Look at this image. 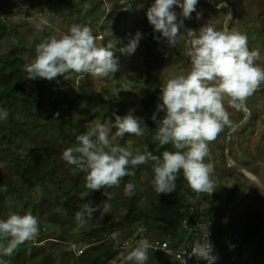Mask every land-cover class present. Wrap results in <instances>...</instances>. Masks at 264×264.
Here are the masks:
<instances>
[{
    "label": "trees",
    "instance_id": "16d2710c",
    "mask_svg": "<svg viewBox=\"0 0 264 264\" xmlns=\"http://www.w3.org/2000/svg\"><path fill=\"white\" fill-rule=\"evenodd\" d=\"M109 1L110 10L104 12L107 22L113 21L112 24L117 28L125 26L130 11L123 10L122 0ZM131 2H133L132 9H143L140 5L145 6L144 19L148 22L146 13L155 0H131ZM215 2L216 0H198L197 12L201 13L200 20L194 12L192 13L194 18L187 19V25L196 26L202 19L205 25H210L207 24L209 13L213 15L218 12L229 13L227 8L218 10ZM242 3L243 0H227L228 7L233 12L229 30H234L233 24L236 20L240 17L244 19L249 15V22L262 23L258 26L257 33L264 34L263 17L261 15L257 17L258 15L252 14L250 10V7L257 4L258 13H264L263 3L259 0H250L246 8L239 9ZM174 10L177 14L182 12V9L176 6ZM226 20L227 16H224L217 27L222 29ZM93 30L97 40L99 36L102 37L101 46H107L112 39L111 36H105L108 26L106 24L94 26ZM7 31V26L0 22V38ZM146 31L145 36L140 40L145 71V78L142 80L141 73L136 69L120 67L115 75L108 78L81 75L79 79L72 80L74 85L76 84L73 88L71 80H66L62 76H58L53 81L28 79L26 71H23L25 61L22 55L25 48L22 46H14L4 58H0V109H6L8 113L6 119H0V162L3 164L0 168V219L9 207L10 198L14 197L22 202L25 200L26 192L30 193L38 187L45 188L49 185L56 189L55 195L46 192L39 201L25 202L23 209L13 214H32L39 222L41 217L51 215L53 223L59 225L58 233H54L51 237H47L46 230H40L37 237L39 245L31 242L30 246L23 243L11 256L0 255V260L4 263L110 264L122 253V249L116 248L117 242L122 243L130 238L150 241L173 235L177 239L172 246L178 247L185 239L192 222L199 218L212 220L211 229L217 240L229 237L231 231L221 227L222 206L232 203L237 193L246 188L248 194L244 200L247 201V206L237 212L240 224L234 225L237 227L232 230L235 232V237L229 245V252L226 251L224 257L225 260L229 259L231 264H241L247 261L244 260L245 251L253 247L251 261L254 264H264L263 205L257 192L249 185L248 177L238 169L227 165L229 155L226 154V144H215L224 148L223 166L217 169L219 180L217 179L216 190L211 195L202 193V198L196 203L193 212L190 209L197 194L187 186L182 171L176 180V191L170 194L158 195L154 191V172L149 163L134 169L135 176L123 178L119 187L93 191L92 199L88 200L84 197L91 191L86 187V173L62 159V153L67 148L77 146L76 138L87 131V123L98 119V122L106 124V119L110 118L111 133L115 134L117 129L112 127L115 116L124 117L128 114L142 118L141 126L145 134L135 136L126 133L124 137H120L122 146L131 141L130 151L134 155L138 151L140 154L151 151L154 155L162 157L165 150L176 151L171 144L161 147L153 140L157 124L152 116L157 111L160 96L157 77L153 72L158 71L159 65L164 63V57L159 50L164 39L158 41L154 38L160 36V33H155L150 24ZM43 36L45 41L54 35L43 32ZM180 36L183 34L181 33ZM36 44L37 41L33 42L34 46ZM248 46L250 50H257L253 42L248 43ZM256 64L261 67L260 59ZM139 80L143 83L142 87L136 85ZM153 86H156L155 89ZM28 89L34 97L30 102L21 99V94L26 93ZM104 90L114 96L115 102L103 99L101 93ZM262 101H264V85L247 98L245 107L250 112V119L242 130L256 132L264 115L263 109L259 106ZM18 115H20L19 119ZM163 116L164 113L161 112L157 118L162 119ZM244 119L238 120L236 125L242 123ZM228 136L229 134H226V138ZM259 153L263 152L259 151ZM245 155L249 159H255L252 162H259V159L254 158L253 155ZM145 173L149 176L147 181L143 180ZM223 180L235 181L226 202L221 196L225 189ZM129 182L134 183L136 188L132 194L126 196L124 187ZM5 186L7 191L3 190ZM104 192L107 194L105 195ZM86 204L94 207L95 211L85 227H78L75 221L76 212L83 209ZM140 225L143 226L142 233L137 231ZM76 228L81 229L79 243L84 245L83 250L73 249L72 252H64V260L59 263L54 255L62 250L63 246L60 244L68 243L71 231ZM116 233L117 237L112 238ZM42 241L50 242L48 249L41 246L44 244ZM0 243L6 244L7 241ZM217 243L221 246L220 242ZM230 251L234 253L235 259L232 258ZM157 253V257L152 259L149 256V264H180L167 258L162 252L157 251ZM159 254L161 257L158 256Z\"/></svg>",
    "mask_w": 264,
    "mask_h": 264
},
{
    "label": "clouds",
    "instance_id": "9594fccd",
    "mask_svg": "<svg viewBox=\"0 0 264 264\" xmlns=\"http://www.w3.org/2000/svg\"><path fill=\"white\" fill-rule=\"evenodd\" d=\"M197 4L198 0H182V2L181 0H155L146 13L154 32L160 33V36L154 38L158 41L163 38L169 47H176L177 37L183 34V30L186 32L185 55L191 64V69L187 74L177 75L159 85L157 111L152 116L157 124L154 142H158L161 147L171 144L176 151L165 150L162 157L154 155L151 151H145L143 154L138 151L134 155L126 147L113 146L109 139L108 126L96 122L94 127L88 128L86 132L77 136V146L69 147L62 153L64 161L86 173V187L92 192L119 187L123 178L135 176L134 169L149 163L154 172V191L158 195L175 192L176 180L182 171L187 186L197 194L192 205L194 210L196 203L202 198H200L202 193L211 195L216 190L213 180L214 164L210 162L213 154L211 146L215 147L216 143L213 142L225 127L230 128L231 131L235 130L237 126L233 125L228 108L237 111L245 108L247 98L264 85V68L256 64V61L260 59L259 50L249 49L248 43L253 41L248 42V37L240 33L234 24V30H229L233 12L228 7L227 0L215 2L218 10L228 9L224 28L219 29L211 24L201 25L199 22L196 26L192 25L193 30L188 29L187 19L194 18L192 13L196 12L197 19L200 20L201 13L197 12ZM174 6L182 9V12L177 14ZM228 20L229 24H227ZM195 27H199L198 31H195ZM109 29L112 30L111 27ZM141 36L142 34L137 31L135 36L131 37L129 42L118 51L123 55L134 54ZM98 38L102 41L101 36ZM97 41L99 39L97 40L89 26L79 24L72 25L68 33L59 38L49 37L36 46L34 60L25 65L28 79L53 81L58 76H62L66 80H76L85 74L95 78H108L115 75L120 70L119 58L115 55L117 49L113 48L111 42L107 46H100ZM155 87L153 86V89ZM161 112L164 116L158 119ZM7 115L6 109H0V119H6ZM141 121H143L142 118L131 114L124 117L116 115L115 123L112 124V127L117 129L115 136L124 137L126 133L143 136L145 130L141 126ZM229 135H232V132ZM231 156L229 154L227 165L238 169L235 166H240L239 162L230 159ZM206 159L209 162H206ZM243 168L238 170L244 174L253 172L246 167ZM251 175L258 176L255 173ZM257 182L260 183L259 180ZM135 188L134 183H127L124 194L126 196L132 194ZM3 190L7 191L6 186ZM104 194L107 193L104 192ZM227 209H234V207L231 203L223 204L222 212L227 215L225 218L228 221L238 220L237 212L239 211L237 210L231 217ZM94 211L95 208L87 204L83 209L78 210L75 215L77 226L85 227ZM237 223L239 224L240 221L238 220ZM192 224L183 241L189 242V238L192 237ZM222 228L228 230L227 227ZM39 232L40 222L32 214H12L6 220L0 219V241H7L6 244L0 243V255L11 256L17 247L26 241L34 243ZM212 233L214 236L213 231ZM209 235L207 227L202 239L194 244L189 255L204 259L208 261V264H225L227 261L231 264L230 260H225L224 253L227 249L221 241L229 237L217 240L214 236L220 251L221 246L224 248V253L221 251V257L216 262L217 257L212 255L214 246L209 240ZM116 237V234L112 235V238ZM167 239L171 241L172 248H177L172 246L177 239L176 236L171 235L169 238L160 240ZM37 241L39 243V240ZM45 242L42 241V243ZM217 242H220L221 246ZM151 247L147 239H140L136 242L134 249L124 247L119 249H133L126 257L131 264H146ZM164 254L167 256L166 253ZM0 264L4 262L0 260ZM181 264H187L184 255L181 257ZM241 264L250 263L244 261Z\"/></svg>",
    "mask_w": 264,
    "mask_h": 264
},
{
    "label": "rangeland",
    "instance_id": "374dc122",
    "mask_svg": "<svg viewBox=\"0 0 264 264\" xmlns=\"http://www.w3.org/2000/svg\"><path fill=\"white\" fill-rule=\"evenodd\" d=\"M250 0H243V3L239 6V9L246 8L248 6ZM264 5V0H259ZM132 3L131 0H122V6L123 10H129L130 15L126 21L125 26L117 28V26L113 21L107 22L106 17L104 16L105 11L110 10V1L109 0H0V22L5 24L7 26L8 31L4 34L2 38H0V58H4L5 55L14 47V46H22L25 48V52L23 53V58L25 61V65L31 63L35 56H36V46L44 42V36L43 32L52 34L56 37H59L60 35L68 33L70 27L74 24L79 25H86L89 26L92 29V32L94 33V26H102L107 25L108 30L105 32V36H111V40L109 42L112 43L113 48L117 49L115 51V55L119 56V62L120 67L123 69L127 68H133L139 71L141 73V80L145 78V71H144V65L142 63V48L139 45L132 55H123L121 54L118 49L120 47L125 46L129 39L139 31L142 36L141 39L145 36L146 30L149 26V22L144 19V11L145 6L140 5L143 9L136 10L135 8L132 9ZM259 3V2H258ZM256 5H253L250 7L251 13L258 15L257 17H260V15L264 19V13L259 14L258 10L256 8ZM180 13V12H179ZM178 13V14H179ZM209 13V12H208ZM228 16V13L226 12H218L217 14L209 13L207 16V24H211L217 27L220 20L224 17ZM143 17V18H142ZM179 17V16H178ZM250 16L247 15L240 19H238L234 23V27L239 30L240 33L245 34L248 37V42L253 41L255 44V47L260 52V66L264 68V46H262V41H264V34L257 33L258 26L262 25V23H257L255 21L249 22ZM262 19V20H263ZM245 20V21H244ZM203 19L200 21L201 25H205L204 22H202ZM108 23V24H107ZM115 25V26H113ZM109 27L112 28V30L109 29ZM116 27V28H115ZM196 28V27H195ZM220 29V27H217ZM224 28V26H223ZM188 29H192V26H189ZM199 27L195 29V31H198ZM250 29V30H249ZM183 36H178L177 40V46L176 47H169L164 40L162 42V45L159 47V50L161 52V55L164 57V63L159 65L158 71H154L153 75L157 77V83L159 85H162L166 83V81L170 78L175 77V74H182V72L179 71L180 68H185V70L191 69V64L187 59V56L185 55V43L186 39V32L183 30ZM252 36V37H250ZM99 41H97L98 45H102V42L100 41V38H98ZM140 39V40H141ZM37 44L34 46L33 42H36ZM25 71V67L23 69ZM72 87L74 88L75 85L71 80ZM136 85L138 87H142L143 83L139 81L136 82ZM31 89V88H29ZM21 94V99L26 100L28 102L32 101L34 99L33 93L31 90H29ZM103 99L111 100L112 102H115V98L112 94L106 92L104 90L102 93ZM260 108L263 109L264 112V101H262L259 104ZM228 107V105H226ZM228 108L230 113V118L232 120V113L235 111V109ZM239 116L235 117L236 114ZM234 115L233 125L237 126L235 127V130H232L228 127H225L223 132H221L217 139L213 143H221L226 144V154H230L228 152V147H230V150L232 151V158L230 159L234 161H242L238 164L240 166H247L249 170H252L255 174L258 175L259 178L264 180V115L261 119L260 126L258 127L255 133H252L250 130L247 131L242 130L243 128H238V125H236V122L240 120L241 118H248L250 119V112L245 107L242 111H237ZM101 116V113H100ZM17 118H20V115L17 116ZM8 120V119H7ZM57 120V119H56ZM98 122V119L94 120L92 123L86 124V130L88 128L94 127L95 123ZM248 122V121H247ZM106 125L109 128V139L113 146H121L126 147L129 151L131 148V141L126 142L125 146H122L120 144V137L115 136V134L111 133V124H110V118L106 119ZM232 132V136L229 135L227 141L226 134H229ZM230 139L232 141L229 143ZM223 147H218L217 145L214 147L211 146V150L213 152L211 156L210 162L214 164V173H213V180L215 182V185L218 183L219 176L217 174V169L221 168L223 166ZM259 151L263 152L262 154L259 153ZM245 154L253 155L254 158L259 159L258 163L252 162V160L255 159H249ZM252 158V157H251ZM206 162H209L206 159ZM245 165V166H244ZM230 166V165H229ZM3 167V164L0 162V168ZM241 171V170H239ZM242 172V171H241ZM243 173V172H242ZM244 174V173H243ZM247 174V175H246ZM245 175L248 176V182L249 185L253 188L254 191L257 192V195L260 197V201L263 205L264 209V186H262L260 183L257 182V178H255L250 173H246ZM149 179V176L147 173L143 175V180L147 181ZM218 179V180H217ZM225 184V189L222 192L221 196L223 200L226 202L230 190L233 188L235 181L234 180H223ZM49 192L52 195H55L57 193L56 189L52 186L46 185L45 188L38 187L34 189L32 192L28 193L26 192L25 200L22 202H19L12 197L8 200V209L3 215V220H6L10 215H12L14 212L18 210H22L23 206L25 205V202L32 203L37 202L41 199V197L44 195V193ZM30 194V195H28ZM248 194V189H243L239 193H237L236 198L232 201L231 206L234 207V209H227L229 212V215L231 214V217L236 214V211H241L247 206V201L244 200L246 198V195ZM86 199L91 200L93 197V192L90 191L89 194L84 196ZM202 195H200V198ZM105 206V204L103 205ZM63 214V213H61ZM226 213L222 212L220 215V222L222 227H228L230 228L229 231V238H226L222 241V244L226 246L227 252H229V245L231 244V241L235 237V232H232V230H235L237 227H235V224H238V220L231 219L228 221L225 218ZM53 217L51 215H46L41 217L40 219V230H46L47 237H51L54 233H58L59 231V225H56L53 223L52 220ZM240 224V223H239ZM238 224V225H239ZM143 226L140 225V228H137L140 232L142 231ZM238 230V229H237ZM80 228L73 229L71 231V234L69 236L68 243H62V250L59 252H56L54 257L55 259L61 263L63 262V254L64 252H72L73 249L75 250H83L82 247L84 245H80ZM44 233V236H45ZM117 235V233H116ZM25 245L29 244L31 246V243L26 241L24 243ZM50 242H45L41 246L43 248L48 249ZM28 245V246H29ZM21 245H19L17 248H20ZM123 247L122 244H117L116 248ZM223 246L221 247V251L224 250ZM124 249V248H123ZM134 249V248H133ZM133 249H124L121 250L122 253L117 256V258L112 261L110 264H131V262L126 260L127 255L130 251ZM253 247L250 249H247L245 251L244 260H247L250 264H254L251 261V255H252ZM151 251V250H150ZM231 255L232 258L235 259L234 253L232 251ZM224 253V251H223ZM157 252H149L148 255L150 258L157 257ZM161 257V255H158ZM170 259V257H167ZM160 259V258H159ZM174 260L173 258H171ZM161 260V259H160ZM229 260V259H228ZM232 260V259H231ZM175 263V261H173ZM150 262L147 261L146 264H149ZM6 264V263H4ZM216 264V263H215ZM225 264H229V261L225 262Z\"/></svg>",
    "mask_w": 264,
    "mask_h": 264
},
{
    "label": "built area",
    "instance_id": "2783aa9c",
    "mask_svg": "<svg viewBox=\"0 0 264 264\" xmlns=\"http://www.w3.org/2000/svg\"><path fill=\"white\" fill-rule=\"evenodd\" d=\"M194 210V206L191 207V211ZM200 225L199 227H197ZM212 222L209 219L203 218V219H196L194 223L192 224V237L188 240L183 241L179 247L172 248L171 247V241L170 240H160V239H152L149 242L151 243L152 247L149 249L151 251H161L167 254V256H170L174 258L175 261L181 264V257L184 255V259L187 261V264H208V261L204 259H198L195 256H190L189 253H191V249L193 248L194 244L201 240L204 234V231L208 227L209 232V240L213 244V252L212 255L216 256L217 259L216 262L219 261V258L221 257V251L219 247L215 243V238L213 236V233L211 231ZM139 233H142L143 230ZM140 239H129L128 241L124 242L122 245L124 248H133L136 246V242ZM35 244H38L37 239L33 241ZM126 245V246H125ZM81 252L78 253L80 255ZM214 261V262H215ZM215 264V263H214Z\"/></svg>",
    "mask_w": 264,
    "mask_h": 264
},
{
    "label": "crops",
    "instance_id": "0c3cea01",
    "mask_svg": "<svg viewBox=\"0 0 264 264\" xmlns=\"http://www.w3.org/2000/svg\"><path fill=\"white\" fill-rule=\"evenodd\" d=\"M179 71L180 72H182V74H187V72H189V70H185V68L183 67V68H180L179 69ZM176 76L177 75H179V74H175ZM227 105V103H225V106ZM232 110V109H231ZM233 115H232V120H233V122H234V115L236 114V110L232 113ZM239 116V112H238V114H236V116L235 117H238ZM231 119V118H230ZM259 127H261V126H259ZM248 166V165H247ZM247 166H245L246 168H247ZM263 193H264V190H263ZM235 215V214H234ZM238 222V221H237ZM228 228V227H227ZM228 230H230V228H228Z\"/></svg>",
    "mask_w": 264,
    "mask_h": 264
},
{
    "label": "water",
    "instance_id": "95a60500",
    "mask_svg": "<svg viewBox=\"0 0 264 264\" xmlns=\"http://www.w3.org/2000/svg\"><path fill=\"white\" fill-rule=\"evenodd\" d=\"M227 24H229V20H228V22H227ZM247 121H248V119H246V120H244L239 126H238V128H240V127H242L243 125H245L246 123H247ZM236 168H240V169H244L243 167H241V166H235ZM247 171H249V170H247ZM251 174H254L253 172H251V171H249ZM255 176V178H257L260 182H261V184L264 186V181L261 179V178H259L258 176H256V175H254Z\"/></svg>",
    "mask_w": 264,
    "mask_h": 264
}]
</instances>
